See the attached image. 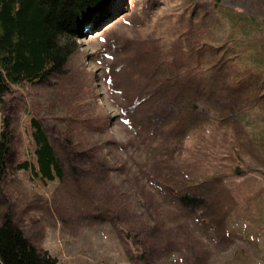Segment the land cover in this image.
<instances>
[{
	"label": "rangeland",
	"instance_id": "obj_1",
	"mask_svg": "<svg viewBox=\"0 0 264 264\" xmlns=\"http://www.w3.org/2000/svg\"><path fill=\"white\" fill-rule=\"evenodd\" d=\"M110 13L61 74L0 96V217L60 263L264 264V102L235 94L218 62L264 60V0H113ZM32 116L61 181L17 168ZM184 191L204 205L185 207Z\"/></svg>",
	"mask_w": 264,
	"mask_h": 264
},
{
	"label": "trees",
	"instance_id": "obj_2",
	"mask_svg": "<svg viewBox=\"0 0 264 264\" xmlns=\"http://www.w3.org/2000/svg\"><path fill=\"white\" fill-rule=\"evenodd\" d=\"M215 1L218 5L219 0ZM112 3L113 0H0V96L16 87L46 82L50 77L61 74L69 57L77 49V37L110 16ZM248 19L252 25L260 27L261 23L256 18ZM219 52L220 49L210 47L212 57H216ZM238 59L240 61L227 63L218 60L224 79H229L235 94L253 92L250 101L261 99L264 102V73L259 67L264 64V60L257 59L253 61L255 67H250L244 63L246 57ZM224 79L223 82L227 83ZM181 85L178 88L181 89ZM198 88L204 94L207 92L203 81ZM189 93H182V101L193 112L196 96H192L194 99L190 101ZM176 95L174 92L169 97L176 98ZM233 97L236 96L233 94ZM232 102L241 103L239 100ZM3 121L5 119L0 121V127L3 126L0 130L1 177L6 171L10 137L7 123ZM29 127L31 157L21 160L17 168L29 170L43 182L63 180L65 170L39 119L32 116ZM234 171L243 174L239 165L235 166ZM178 199L188 208L204 205L202 196L188 191L180 193ZM0 264L66 263H60L55 256L36 247L7 211L0 217Z\"/></svg>",
	"mask_w": 264,
	"mask_h": 264
}]
</instances>
